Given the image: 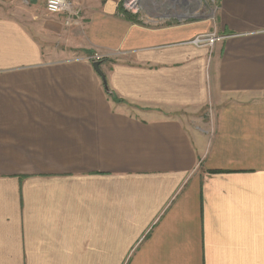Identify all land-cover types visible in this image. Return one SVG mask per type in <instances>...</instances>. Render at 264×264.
I'll return each mask as SVG.
<instances>
[{"label":"crops","instance_id":"0c3cea01","mask_svg":"<svg viewBox=\"0 0 264 264\" xmlns=\"http://www.w3.org/2000/svg\"><path fill=\"white\" fill-rule=\"evenodd\" d=\"M73 1L0 0V264H264V0Z\"/></svg>","mask_w":264,"mask_h":264},{"label":"rangeland","instance_id":"374dc122","mask_svg":"<svg viewBox=\"0 0 264 264\" xmlns=\"http://www.w3.org/2000/svg\"><path fill=\"white\" fill-rule=\"evenodd\" d=\"M142 8L140 11L143 13L151 14L154 16L161 15L168 17L167 22H178V20L191 21L196 19H203L205 15L217 16L219 11V0H142ZM21 11H24V1H21ZM121 9L125 10L123 3ZM198 11L200 14H197ZM203 17H202V16ZM210 107L204 111L208 113ZM203 111V112H204Z\"/></svg>","mask_w":264,"mask_h":264},{"label":"built area","instance_id":"2783aa9c","mask_svg":"<svg viewBox=\"0 0 264 264\" xmlns=\"http://www.w3.org/2000/svg\"><path fill=\"white\" fill-rule=\"evenodd\" d=\"M46 8L50 13L63 14L65 17V25L71 26L77 24L81 21L82 17V8L80 5L75 3L73 0H45ZM142 0H124L123 7L125 10H128L132 13H140L142 8ZM198 11L197 14H200ZM202 16V15H201ZM203 17V16H202ZM216 15H205L203 19H215ZM184 21V20H182ZM225 38L224 35L219 34L216 31H210L206 33H201L191 40L190 43L198 47H213L218 41H221ZM104 56L100 53H96L92 57L93 60H102Z\"/></svg>","mask_w":264,"mask_h":264},{"label":"water","instance_id":"95a60500","mask_svg":"<svg viewBox=\"0 0 264 264\" xmlns=\"http://www.w3.org/2000/svg\"><path fill=\"white\" fill-rule=\"evenodd\" d=\"M101 64L102 61L101 60H93V67L95 68V70L99 73V75L102 77L103 82L105 84V87L108 88L107 85V78L105 73L103 72V70L101 69Z\"/></svg>","mask_w":264,"mask_h":264},{"label":"trees","instance_id":"16d2710c","mask_svg":"<svg viewBox=\"0 0 264 264\" xmlns=\"http://www.w3.org/2000/svg\"><path fill=\"white\" fill-rule=\"evenodd\" d=\"M125 12H126V15H127V16H130V13H127V11H125ZM106 89L108 90V88H106Z\"/></svg>","mask_w":264,"mask_h":264}]
</instances>
